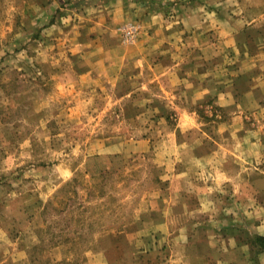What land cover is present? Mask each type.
<instances>
[{"label":"rangeland","instance_id":"374dc122","mask_svg":"<svg viewBox=\"0 0 264 264\" xmlns=\"http://www.w3.org/2000/svg\"><path fill=\"white\" fill-rule=\"evenodd\" d=\"M188 2H154L158 23L205 22L222 56L182 54L187 36L162 28L163 58L141 68L131 52L112 76L98 61L96 14L83 9L92 0L75 9V0H0V264H161L183 250L158 243L153 222L174 213L240 232L260 252L251 222L264 215V192L243 183L245 171L264 172V110L241 104L240 76L258 84L264 70V0ZM147 19L115 28L119 42L135 46ZM192 58L197 85L180 77ZM198 85L209 98L187 93Z\"/></svg>","mask_w":264,"mask_h":264},{"label":"crops","instance_id":"0c3cea01","mask_svg":"<svg viewBox=\"0 0 264 264\" xmlns=\"http://www.w3.org/2000/svg\"><path fill=\"white\" fill-rule=\"evenodd\" d=\"M75 1L77 3L74 4V9L78 7L81 8L84 3H87L88 0ZM156 1L157 0H92V5L85 6L83 8L84 11H88V9L90 8V11L93 10L96 14L94 21L95 26L93 27V31L98 30L101 33L99 35L100 39L97 42L98 47L104 54V57L99 59L98 61H100L101 63L106 62L108 71H104V73L112 74V76L116 74L121 75L123 68L127 67L129 63L131 52L137 55L135 56V58L137 57V66H140L141 68H151L152 66H154V64H156L160 60V57L163 58L161 48L164 46L165 41L156 39L157 37L161 36L159 32H162V28L166 33H169L170 31L171 33H174L176 29L177 31H179V33H184V36H187V39L183 38V41L178 43V45L180 44V48L182 50V52L180 53L182 54L192 52L193 48L194 54H197V56L200 58L199 60L202 63L210 61L215 55L222 56L220 53H218V48L221 47L222 43L219 42L218 44H214L212 41H207L209 40V36L207 35V33L210 32V28L205 24V22L202 25V30H200L201 27L198 28V26L196 25L197 23L192 24V29L189 28L188 30H183V24L179 20L180 18L178 14L176 22H172L170 26H161L160 23H158L160 21L158 17L161 16L162 11L157 9L154 5V2ZM190 1L191 0H189V2ZM199 5L201 6V4ZM188 6L193 8L196 7L195 5ZM197 7L200 10V7ZM194 11L196 12V10ZM71 13L75 14V12L72 11ZM203 14L204 16L206 15L205 10L203 11ZM138 15H144L148 18L146 22L142 23L146 25L145 29L148 28L149 30L146 31L145 37L141 35V38L138 40L135 46L127 47L119 42L118 36L114 29L118 28V26L126 22L132 21V19H135V17H137ZM182 15L183 16H181V18H184L185 16L190 17V15H187L186 12ZM153 18H156L157 20L155 19L153 21ZM178 24L181 25L179 29L175 28V26H177ZM194 25H196V27ZM108 32H110V36H112L111 41L105 40L106 36H108ZM185 33H187V35ZM195 34L197 35V37L198 35H202L203 41H201L200 39L197 41L196 37H194ZM244 40H246L245 37L241 39L242 42ZM230 43L231 44L229 45H233V42ZM238 43H240V39L239 42L235 43V45L237 46ZM251 45L253 44L248 41L247 43H245L244 41L238 48L239 53L241 52L244 55H248ZM260 46L257 47L258 50L260 49ZM85 48L88 49L86 46ZM232 50L235 54H238V51L234 47H232ZM193 63H195V59L192 58V60L189 61L187 65L191 67L193 72L181 75V81H187L188 79L195 80L193 74L196 67H194ZM158 65L159 63L155 66V70H157ZM177 65L179 64L171 66L170 69H175L176 67H178ZM157 71L159 74H161V72L165 71V69L162 68L161 70ZM206 72L207 70H205L204 73L206 74ZM90 73H92V71H90ZM162 75H164V73ZM239 76L240 74L236 77L238 78ZM249 76L250 75H247L246 78L240 76V79L244 80L245 82V86L243 88L241 96V104L247 101H249L251 105L253 103V105L255 106L252 105L253 108L250 109L251 112L253 114H260V111L264 110V70H262V72L258 76V84H255L254 80L250 81ZM113 79H116V77ZM156 79H158V77ZM200 79L201 78L197 80ZM197 80H195L196 82H194L196 85L199 82ZM196 90L198 91V95L201 94V96H198L196 98L198 99V101H201L200 98L202 97H210V91L205 87L202 88L201 85L197 88L187 91V93L189 92L195 96ZM220 95L218 96V101L219 99H221ZM225 95L226 94H223V96ZM192 98L195 99L194 97ZM220 106L222 107L223 104ZM244 106L248 105L245 104ZM242 110L244 109L242 108ZM253 154L254 153L250 154V157H252ZM245 176H248V179L243 183V189L246 190V186H248V192L250 193L261 194L262 192H264V172H260V170L254 172L250 171V173L245 171ZM253 205H256V209H260L259 203L255 202ZM153 226L156 233L158 234V243H166L169 248V243L171 245L175 243L179 245L183 250L179 255L174 254L173 250L170 252L167 251L165 257L166 261L162 262L161 264H264V253L253 251L251 245L247 243V237H244L240 232L238 233L237 231L235 235L223 233L219 229L220 226L218 227L217 233V230L213 228L215 227L214 223L200 225V223H194L191 220H182L174 213L172 215V220H154ZM221 227L224 231L228 230L227 227ZM251 231L257 234L259 237H264L263 214L253 218L251 222ZM156 249H160V246H157ZM142 264L153 263L143 261ZM156 264H158V262H156Z\"/></svg>","mask_w":264,"mask_h":264},{"label":"trees","instance_id":"16d2710c","mask_svg":"<svg viewBox=\"0 0 264 264\" xmlns=\"http://www.w3.org/2000/svg\"><path fill=\"white\" fill-rule=\"evenodd\" d=\"M255 243L259 246V251L264 253V237H257ZM59 244V243H58ZM37 249V248H34Z\"/></svg>","mask_w":264,"mask_h":264},{"label":"built area","instance_id":"2783aa9c","mask_svg":"<svg viewBox=\"0 0 264 264\" xmlns=\"http://www.w3.org/2000/svg\"><path fill=\"white\" fill-rule=\"evenodd\" d=\"M132 35H133L132 30H127L126 33H125V37H126L127 39H130V38L132 37Z\"/></svg>","mask_w":264,"mask_h":264}]
</instances>
